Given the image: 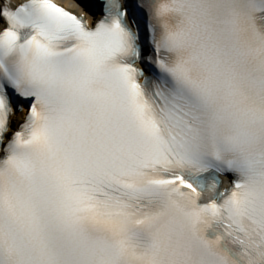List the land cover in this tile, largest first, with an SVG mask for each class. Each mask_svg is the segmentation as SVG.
Wrapping results in <instances>:
<instances>
[{
    "label": "snow or ice",
    "instance_id": "6c2138e0",
    "mask_svg": "<svg viewBox=\"0 0 264 264\" xmlns=\"http://www.w3.org/2000/svg\"><path fill=\"white\" fill-rule=\"evenodd\" d=\"M76 6L0 0V264H264V7Z\"/></svg>",
    "mask_w": 264,
    "mask_h": 264
},
{
    "label": "clouds",
    "instance_id": "9594fccd",
    "mask_svg": "<svg viewBox=\"0 0 264 264\" xmlns=\"http://www.w3.org/2000/svg\"><path fill=\"white\" fill-rule=\"evenodd\" d=\"M253 2V0H233L235 10L237 11L240 21H241V37L242 39L248 40L250 38V33L248 31L249 23H248V12L249 6ZM257 2V0H256ZM255 23L256 31L264 34V28L257 24V18L253 21ZM225 185H227V180L225 179ZM201 232L203 231L204 225L207 223V218H201ZM188 255L189 260L192 261V264H197V261L200 259L198 246L194 241H188ZM214 251L219 252L218 248L214 247ZM125 264H137V258L135 256H127L125 258Z\"/></svg>",
    "mask_w": 264,
    "mask_h": 264
},
{
    "label": "bare ground",
    "instance_id": "6f19581e",
    "mask_svg": "<svg viewBox=\"0 0 264 264\" xmlns=\"http://www.w3.org/2000/svg\"><path fill=\"white\" fill-rule=\"evenodd\" d=\"M19 1H20V0H12V2H13L14 4L19 3ZM64 1H65V3H66L67 5H69V6H71V7H75V3H74L72 0H64ZM2 24H3V22L0 21V26H2Z\"/></svg>",
    "mask_w": 264,
    "mask_h": 264
}]
</instances>
